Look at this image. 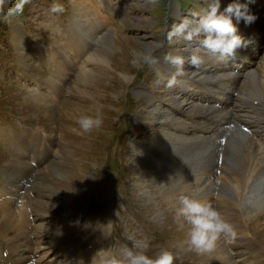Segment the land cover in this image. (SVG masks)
Masks as SVG:
<instances>
[{
    "label": "clouds",
    "instance_id": "obj_1",
    "mask_svg": "<svg viewBox=\"0 0 264 264\" xmlns=\"http://www.w3.org/2000/svg\"><path fill=\"white\" fill-rule=\"evenodd\" d=\"M28 0H18L14 7L7 8V17L21 13ZM153 3L156 0H152ZM11 0H0V13H3ZM52 13H62L64 6L53 3L50 6ZM255 16L249 11L247 3L240 0H232L225 7H221V0H207V9L194 20H185L173 31L172 36H182L184 40L191 42L194 37H201L199 45L215 56L227 60L234 58L236 50L246 46L241 35L238 34L237 24L243 20L250 24L255 20ZM235 19L236 23L233 22ZM133 51L132 65L142 68L144 65L156 66L159 58L155 55L157 49ZM199 48L193 51L189 57V64L198 68L203 63V58L197 53ZM164 61L175 68V72L168 79L166 86L171 88L176 84V78L184 75V57L168 53L163 57ZM157 76L160 75L157 71ZM80 133H90L101 128L103 124L102 116L99 112L94 115H80L76 119ZM175 219L181 228L187 226V240L183 243L190 251L198 254L211 253L217 247L218 241L224 238L234 239L236 233L233 226L228 223L211 203L202 201L189 195L181 194L178 197V205L175 209ZM131 246L125 244L115 251H99L92 259L91 264H174L176 255L174 252L163 248L154 257L147 254L150 241L147 237L136 239L129 236Z\"/></svg>",
    "mask_w": 264,
    "mask_h": 264
},
{
    "label": "rangeland",
    "instance_id": "obj_2",
    "mask_svg": "<svg viewBox=\"0 0 264 264\" xmlns=\"http://www.w3.org/2000/svg\"><path fill=\"white\" fill-rule=\"evenodd\" d=\"M74 4L79 6L83 3L78 2L77 0L74 3L73 0H70V5L75 6ZM124 5L126 6L130 5L131 11L129 14H126V16H124V22H123V19L120 20L123 22V24L120 25L121 27L119 26L120 28L118 27L120 29V31L118 30V33H119V36H121L120 37L121 40L120 42L116 43V48H115L116 52L113 58L111 59L113 62L112 66L116 68L115 72L112 74L113 80H115L116 75L119 73L118 70H121V69L127 70V68L125 69L126 67L125 64H127L126 62L133 59V56L131 55L129 51L143 50L145 46L140 47L142 46L141 44H139V43H142L141 41H146V42L154 41V40H151L150 35H152L155 30L154 29L155 24L164 18V14L161 15V14H158L159 12H157V9L161 7V5H163V3L160 0H156L155 3H153L152 0H124ZM35 7H36V4L31 5V8H35ZM71 7L72 6H68L66 8L67 14L71 12ZM69 23L66 24L67 26L65 25L64 29H67L70 27L71 23L70 24ZM8 24H9L8 25L9 27L6 25L0 28V31L3 33V36H2L3 42L0 40V112H4L3 110L5 108L9 109L7 106L3 105V101L16 98V100L12 103L19 102L23 109L15 108L13 109V113L27 118L29 115L34 116V114H28L31 108H33V104L27 105V103L30 101H28V99L25 98L26 92L19 91L16 93L15 90H13L12 72L14 69L18 67L22 68L23 70V67H22V64L19 63V59L17 57L18 53L10 52L9 46H11V43H10V39L7 34L11 30L9 20H8ZM30 24L31 26H34L35 28L40 26L37 24V21L31 22ZM17 30H20V29H17ZM55 32H59V31L55 30ZM159 32H160V27L159 29H157L155 35H157ZM26 53H29V52H26ZM31 60H32V57H31V54L29 53L28 58H27V63H28L27 69L29 70L30 74H32L31 69H30ZM107 78L108 76L104 77L105 80ZM131 78L132 77L130 76V80ZM107 83L108 81L106 80L105 84L103 85L104 89L106 88L104 91L103 97L96 98L98 102H96L95 100L92 103L93 106L91 108L89 109L81 108V111L79 112L78 116L94 115L97 112H99L100 114L106 113L105 111L101 109L103 107L108 112L106 113V119L109 120V122H103L101 128L95 129L91 131L90 133H85V134H81L79 127H78L77 131L75 130V132L78 134H76L75 136L66 135L65 141L67 140L73 141L74 144H76V146L77 145L81 146L78 149L77 155H75V160L78 163L76 170L80 169V172L85 171L89 173V170L88 171L86 170L91 167H93L91 171H93L94 169L97 170V168L99 169L100 167L103 168V170H105L106 167H110V170L113 173H115L116 171L115 166L113 165V163L111 164V162L113 161L114 157H116L117 164L119 165L120 169H123L125 172V168L126 167L129 168V169H126V174L128 175L127 178H129L127 181H132V180L134 181L137 179V173L139 170L133 168V165L131 162L132 160H136L137 153L133 152V150H131L130 148L125 147V145L120 147L114 143L110 145V150L104 149L102 145L105 139H101L102 142L98 141V136H97L98 132L100 134L104 133L105 135H108V136L111 134L113 122L116 120V117H114V115H117L116 110L113 107L108 106L109 101L103 98H105V96L111 97L112 95H116L117 93H113V92L119 91L120 88H123L121 85H119L118 83H114V82L112 86L115 88H110L108 87ZM134 93L136 94V91H134ZM22 102L25 103L26 106H23ZM51 116L52 115H50L48 120H45L40 116L42 118V121H44L43 124L45 125L47 129L48 128L52 129L53 124H54L53 116L52 117ZM65 121L67 124L71 125L73 122V118L69 119V117L66 115ZM143 123L145 124V126L141 130L133 131L130 134H128V138H127L128 143H130V139L132 138L137 141L145 140L143 138L144 133H147V132L150 133L152 131V127L154 125L150 124L149 120H146ZM135 127L139 128V125ZM71 128L72 127L68 126L69 132L71 131ZM131 128H134V126H131ZM118 150L120 154H118L119 153ZM103 161L105 162L104 165H103ZM79 174H80L79 172H76V176H74V182H79L81 180V178L78 177Z\"/></svg>",
    "mask_w": 264,
    "mask_h": 264
},
{
    "label": "bare ground",
    "instance_id": "obj_3",
    "mask_svg": "<svg viewBox=\"0 0 264 264\" xmlns=\"http://www.w3.org/2000/svg\"><path fill=\"white\" fill-rule=\"evenodd\" d=\"M123 10H124V8H122V11ZM250 12L256 18H260V16H261L260 15V10H251ZM122 15H123V12H122ZM98 16H99L100 19H103V16L100 13H98ZM96 18H98V17L93 16V19H96ZM91 20L92 19L89 16L87 21L83 25L85 27L90 28V29H94L95 25L93 23L89 24V21H91ZM106 23H107V21H105V24ZM109 30L111 31V30H113V28H110ZM86 32H87V30L84 29L82 26H78V28L76 29V32H75L77 38H79L78 39V43H80L82 45L81 49L84 48L87 45V43H88V42H82L80 40V38H84L85 36L88 35ZM22 37H23V33L20 30H17V31L15 30L14 31V38L20 44H21V38ZM141 42L142 43H139V42L138 43L142 45V46L139 45L140 47L145 46L143 48V50H147V49H150V48H156V46L158 45L156 42H151V41L150 42L141 41ZM82 51H84V49H82ZM105 52H108L107 48L105 49L104 46L96 44V46L94 48H92L90 53L87 55V59H91V58L95 57V59H94L95 64L93 65V70L95 68H96V70L93 72V74H97L96 78H100L101 77V79L99 80L97 85L99 87H102V88H104L103 87V81H105V79H104L105 76L102 75L104 73L103 71H101L98 74V68L100 66H102V65L103 66H108L109 68L110 67L114 68V66H112V63H113L112 60L107 57ZM129 52L132 55L133 50H131ZM22 56H23V54H22ZM252 66H253V72L252 73H254L256 75V72H258L260 75H258V76L256 75L255 76L254 74H250L248 76V78L243 82V86L242 87L245 90H247L251 95H260V96L264 97V85H263L262 79H261V77H264V62H258L256 60H254ZM114 69L116 70V68H114ZM105 70H107V69H105ZM118 71H119V74H121V75H119V77L123 78V80H122L123 83H127V82L131 81L130 80V76L127 73H123L126 70L121 69V70H118ZM192 71L193 70H190V72L188 74H190ZM91 72L88 74V77L90 76ZM107 76H108V78L111 77V75H107ZM85 85H86V83H84L81 88H79L77 86H74L71 83L69 85H67V88H69V91L67 92L68 98H64V99L61 100L62 105H66L67 104V105H70V106H79L81 103H92V102H94L95 101L94 96H95V92L96 91L93 90V91L90 92V90L85 88ZM145 92L148 94V97H147L148 104L150 106H152V108L149 111L152 113L153 116L155 115L156 120L159 121V122L163 121V120L166 121L168 119L170 120V122L175 121V119L171 115V112L174 111L175 106L180 112V114H178V115L182 114L183 117L189 114V112L191 110V107L193 106L192 104L185 105L183 103H180V100L179 101L177 100V95L175 94L174 91L167 92V93H159L158 95H151V93H149L148 91H145ZM139 94L140 95H144V94L136 91V95H139ZM164 105H166V106H164ZM167 107L169 108L170 111H169V115H167L165 117L164 115L166 113H164V112H166ZM38 130L41 133V131L43 129H38ZM49 130H51V129H49ZM35 134H37V133L35 132ZM76 141H77V139H76ZM56 147L59 148L58 151L55 150L56 154L59 155V156H62L63 153H65V151H66L65 148L60 143L56 144ZM153 147H156V144H154ZM55 151H54V153H55ZM54 153H53V155H54ZM61 162L62 161H60V160L56 161L55 159H52L51 162H49L46 167L41 169V171L42 172H52V170L54 168V165H56L58 167ZM9 163L16 165V168H18V169H23L24 172L27 171V168H29V166L26 165V163L21 162V161H15V160L12 159V160H10ZM62 168H63V170H62V172H63L62 174L63 175L58 178L57 182H60L59 184L61 186H64V181H65L64 172L67 170L66 169L67 167H65V164H64ZM58 188H60V186H58ZM35 189L38 191L37 195L34 196V197H32L31 195H28L25 202L28 205H31V204H33L35 202L34 210L36 211L38 205L42 204L44 202V200L47 199L48 194L45 193L46 189L38 188V187H35ZM3 195H4V190H0V201L4 203V200H6V199H4ZM0 209H1V207H0ZM51 215L54 216V212H51ZM38 218H39L38 221H39V225H40L39 226L40 227L39 230L42 229V233L37 234L38 235L37 236V241H43L45 239V237H46V234L50 231V227H49V223L50 222L49 221L47 222L45 219H43L41 217H38ZM78 220H79V217L76 218V221H78ZM15 225H16V222L14 221L13 216L5 208H3V211L1 212V217H0V233L11 229ZM37 229H38L37 226L33 227V231H35ZM59 229H62V225L59 226ZM19 255H24V250L23 249L21 250ZM51 259H56V258H55V256H51L48 261H50ZM42 260L44 261L43 258H42Z\"/></svg>",
    "mask_w": 264,
    "mask_h": 264
}]
</instances>
